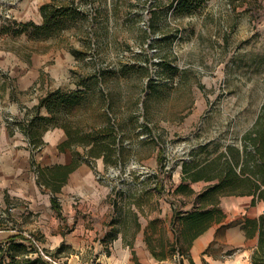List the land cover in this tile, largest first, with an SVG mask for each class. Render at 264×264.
Segmentation results:
<instances>
[{"label": "rangeland", "instance_id": "1", "mask_svg": "<svg viewBox=\"0 0 264 264\" xmlns=\"http://www.w3.org/2000/svg\"><path fill=\"white\" fill-rule=\"evenodd\" d=\"M50 1L0 0V77L26 84L20 110L7 113L6 123L27 122L49 92L86 91L84 104L67 121L99 131L106 138L103 145L114 148L115 162L108 164L103 156L84 162L109 190L115 211L125 210L121 218L130 231L137 223L132 208L149 211L153 204L161 249L172 235L171 213L193 209L196 193L218 183L216 176L228 167L219 157L229 147L241 149L243 136L253 132L264 112V0H188L193 8L186 13L175 11L179 0H75L83 12L77 21L47 40L33 39L32 27L24 30L23 25H41V7ZM30 149L38 164L45 149ZM76 150L82 155L87 149ZM199 169L213 179L194 180ZM31 175L38 180L35 167ZM218 197L215 193L204 201ZM52 198L50 212L35 213L29 200H12V207L0 206V216L18 215L23 233L51 252L57 243L53 235L73 240L77 226L67 212L68 196L57 197L60 210ZM70 198L75 208L83 205L79 223L90 228L95 220L84 208L86 199ZM78 236L86 259L94 254L87 246L108 239L103 229ZM242 253L226 256L240 261ZM70 254L69 246L54 264H68ZM253 260L264 264V244Z\"/></svg>", "mask_w": 264, "mask_h": 264}, {"label": "crops", "instance_id": "2", "mask_svg": "<svg viewBox=\"0 0 264 264\" xmlns=\"http://www.w3.org/2000/svg\"><path fill=\"white\" fill-rule=\"evenodd\" d=\"M24 89L26 84L23 82L19 81L15 85L0 77V206L4 204L12 207L10 204L12 200L19 202L29 200L35 213L43 209L50 212L51 198L54 194L59 201L62 199L61 196L65 198L68 196L67 212H70V219L77 221V226L73 227L72 231L73 240L65 239L59 233L53 235L57 241L55 250L62 243L72 248V254L69 255L72 257H68V264H174L178 253L172 257L170 252L172 247H178V245L184 250V260L181 264H254L252 258L255 251L259 249L260 218L264 214V201L252 195L224 196L219 197L214 203H204L197 198L208 189H200L196 193V206L183 214L196 209L218 207L225 217L220 221L212 222L200 234L190 238L189 232L184 229L183 220L179 218L174 222L175 217L172 212L169 222L172 235L169 242L159 249L156 247L153 204L150 205L149 211L143 210V207L132 208L133 216L137 217V223L130 231L124 223L125 220L121 218L122 212L126 214L125 210L120 211V214L115 211L109 201V190L96 182L89 165L84 161L69 172L67 181L59 192L54 193L45 186L40 188L38 180L31 175L32 152L25 134L21 130L11 134L5 120L7 113L14 114L20 110L23 100L19 96ZM57 129L58 131H51L48 134L50 129L42 136L45 143L42 149L45 150L40 155L41 161H37L41 168L70 165L74 159L73 149L81 147L69 145L66 131ZM73 195L84 196L86 199V203H83L84 208L91 211L95 220L88 229L79 223L81 221L79 210L83 208V205L75 208L70 198ZM15 209L21 212L22 207ZM21 221L22 219L14 213H9L5 217L0 216V241L22 232L23 230L18 226L23 223ZM51 221L57 227L59 221L56 217H53ZM100 229H103L107 235V241L102 242L100 239L93 242L94 245L87 246L93 249L91 252L94 254L89 259L84 258L86 246L78 235L84 230L95 235ZM54 249L49 250L52 252L55 251ZM235 250L243 252L240 261L231 260L226 256L228 252ZM163 251L166 255L161 260Z\"/></svg>", "mask_w": 264, "mask_h": 264}, {"label": "trees", "instance_id": "3", "mask_svg": "<svg viewBox=\"0 0 264 264\" xmlns=\"http://www.w3.org/2000/svg\"><path fill=\"white\" fill-rule=\"evenodd\" d=\"M78 4L75 0L61 4L53 2V0L52 2H46L41 7L44 22L41 25H37L34 22L24 24L23 29L29 30L32 27L29 35L36 40L44 41L54 37L62 30L69 28L72 22L77 21L79 16L83 15V12L79 10ZM192 8L193 6L188 0H179L175 4V11L179 13L190 12ZM93 77L95 79L97 75ZM86 93L82 89L77 91L58 89L49 92L46 97L40 100L39 104L34 106L33 114L27 122L18 120L8 124L11 134H14L16 129L21 130L25 134L32 150L44 146L45 143L42 140V136L53 128H62L66 131L69 145H74L75 147L84 146L87 149L86 153L81 155L74 148L73 162L66 166L56 165L51 168H41L36 164L35 160L32 161V166L33 168L35 167L38 175V184L53 190L54 193L60 191L67 181L69 172L77 168L83 161L91 164V158L103 156L106 163L113 164L115 162L111 155L114 148L109 142L103 145L106 138H102L99 131L76 128L67 121L66 117L84 104ZM42 109L48 112L47 116L42 115ZM250 146L252 149H250ZM222 157L226 159L227 170L218 174L216 176L218 183L209 187L197 199L204 203H214L218 201L220 196L224 195H252L254 198L264 201V112L258 118L253 132L243 136V147L241 149L229 147L219 159ZM183 169L186 170V168ZM196 174L194 180L202 178L205 180L213 179L200 169ZM215 193L219 194L218 198H212L213 201H204L208 195L214 197ZM52 206L60 210L55 194L52 198ZM224 215L223 211L218 207L196 209L180 216L174 215V222L179 218L182 219L185 231L189 232L190 238H194V236L208 228L212 222L222 220L225 217ZM263 244L264 214L260 218V240L258 246L263 247ZM66 247L65 243H62L54 252H50L37 244L34 235L29 236L24 234L23 231L18 232L0 241V264H54L53 261L60 258V254ZM171 249L170 255L172 257L177 253L184 254V250L180 245ZM165 255L166 253L163 251L160 259L163 260ZM253 262L254 264H259V261L256 260H253Z\"/></svg>", "mask_w": 264, "mask_h": 264}, {"label": "built area", "instance_id": "4", "mask_svg": "<svg viewBox=\"0 0 264 264\" xmlns=\"http://www.w3.org/2000/svg\"><path fill=\"white\" fill-rule=\"evenodd\" d=\"M16 120H11V121H9V123H13V122H15ZM8 123V124H9ZM181 258H183V255H181L180 253H178L177 255H176V257H175V260H180Z\"/></svg>", "mask_w": 264, "mask_h": 264}]
</instances>
